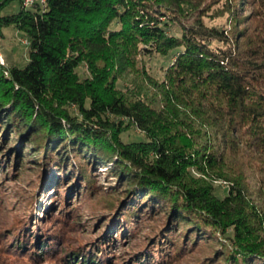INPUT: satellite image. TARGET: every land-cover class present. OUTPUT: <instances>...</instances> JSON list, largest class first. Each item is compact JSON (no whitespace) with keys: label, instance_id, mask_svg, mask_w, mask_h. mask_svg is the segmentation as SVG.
I'll list each match as a JSON object with an SVG mask.
<instances>
[{"label":"trees","instance_id":"obj_1","mask_svg":"<svg viewBox=\"0 0 264 264\" xmlns=\"http://www.w3.org/2000/svg\"><path fill=\"white\" fill-rule=\"evenodd\" d=\"M217 3L233 14L226 26L205 21ZM241 4L253 10L234 20ZM10 26L24 33L28 61L0 64V178L25 167L16 142L32 149L26 167L42 170L30 196L12 190L24 214L0 233L2 257L161 264L198 240L211 252L196 264H264V0H0V29ZM161 58L158 77L147 68ZM131 129L138 135L123 138ZM99 166L125 200L113 217L83 220L73 208L69 218L66 198L95 187ZM151 219L160 231L140 235ZM69 228L101 231L79 245Z\"/></svg>","mask_w":264,"mask_h":264},{"label":"rangeland","instance_id":"obj_2","mask_svg":"<svg viewBox=\"0 0 264 264\" xmlns=\"http://www.w3.org/2000/svg\"><path fill=\"white\" fill-rule=\"evenodd\" d=\"M211 2H214V0H211ZM19 8L18 2H13L11 5L4 8V13H10L15 12ZM237 9L239 10V15L234 16V20H242L240 18H237L238 16H246L251 10H253L252 5L249 4H241L237 6ZM210 17H205V21L208 24H217L219 26H226L227 23L230 21V17L233 16V14L223 12L220 3L214 4L211 6V10L207 13ZM213 17V18H212ZM211 18L212 20H210ZM238 23V22H237ZM25 40L24 33L13 26L10 27H3L0 29V64L2 66L10 67L12 65H15L17 67H24L25 64L28 61V45L25 44L23 41ZM149 63V60L146 61ZM150 65V68L148 67L147 70H153V73L156 76H160V64L161 62H164V59H153ZM78 71L80 73H87L84 66H81L78 68ZM137 77V76H136ZM128 79H135V74H129L126 76ZM138 78V77H137ZM119 86H123L122 80L118 81ZM135 135H138V132L136 130L131 129L128 132V135L126 133L122 134V137L125 138L126 136L133 137ZM7 145L14 144L13 142V136L11 134L7 135ZM2 138V135H0V139ZM15 147L20 148L21 152L25 155L23 157L24 161L22 163L25 165V167H20L16 163L14 166L11 165L7 167L6 169L9 170L8 173L5 175H2L0 178V233L7 231L10 229V227L15 223L17 218L20 215H23L24 210L23 208L18 209L17 207V201L14 196H16L13 193V189H20V192L22 195H28L30 196L32 193L38 190L39 182H40V176L39 172L42 170L40 168H36L35 164H29L26 167L27 156L29 153L32 152V149L28 146H23L21 142H16L14 144ZM11 158L7 157V161H10ZM84 162V161H83ZM12 163V159L10 161V164ZM107 166H99L95 168L93 171H91V179L94 182L93 187L90 191L87 190V187H81L80 192L77 194L76 199L73 197V194L71 197L66 198L67 199V206L72 209L74 208V212H80L83 215V220H86V218H95L96 216L100 215H106L109 214L111 217H113L116 212L114 213V210L117 209V207L125 200L124 198V189L123 187H118V183L116 181L115 176L112 175L111 169H105ZM20 168V169H19ZM21 170V171H20ZM21 172V178L16 179L15 177L18 176L19 172ZM18 172V173H16ZM70 181V180H69ZM67 181L68 183H70ZM251 183H253L252 179L250 180ZM74 183V182H72ZM217 185L215 189V193L221 197L225 194L226 188L223 183H215ZM111 187L116 188V192H111ZM60 194H63V196L67 195L68 193H64L62 188H60V191H58ZM52 193H55L54 191ZM51 193V194H52ZM81 193V195H80ZM80 196V197H79ZM56 198V196L53 197L52 201ZM118 198V199H117ZM116 200L115 207H107L109 206L110 202L113 200ZM54 204L56 201L53 202ZM45 205H48L50 203L44 202ZM111 206V205H110ZM112 208V209H111ZM52 212L56 213L55 205L52 207ZM104 212V214H103ZM104 215V216H105ZM108 215V216H109ZM33 216H41L38 215V213L34 212ZM107 216V215H106ZM69 218L73 219L75 218V215L73 211L69 214ZM82 219V218H81ZM161 225V227H160ZM152 226H156L157 230L160 231L162 228V221L160 219L155 220H144L137 226V232H139L140 235L142 234H153V228ZM75 228V226H71V228ZM69 228V230L64 234L65 239L70 237H75L77 240L75 242L84 243L89 240H94L97 234L100 233L101 229L97 232L96 230L91 235L83 234L82 232H76L72 231V229ZM75 230V229H73ZM153 231V232H152ZM3 238L0 234V246L2 245ZM137 241V239H136ZM135 240L133 242H136ZM139 242V241H138ZM142 242V241H141ZM78 243V244H79ZM143 244V243H142ZM80 245V244H79ZM122 251L130 249L129 247H133L132 242L130 246L124 248V245L120 246ZM147 248V245H140L139 247L136 246L135 249H141L145 250ZM211 252V246L210 243L207 242H201L196 241L194 244L189 245V249L185 251L182 255H174L172 253L171 257L169 258V261L166 263L161 264H196L199 260L205 259L207 254ZM7 256V252L0 247V264H12L10 258H4L1 256V254ZM215 258H213L214 260ZM210 260V259H209ZM222 259H217L216 261L220 262ZM211 261V260H210ZM209 261V264H215ZM30 264H52V261L46 260L43 263L38 262H32ZM220 264V263H219ZM223 264V263H222Z\"/></svg>","mask_w":264,"mask_h":264},{"label":"built area","instance_id":"obj_3","mask_svg":"<svg viewBox=\"0 0 264 264\" xmlns=\"http://www.w3.org/2000/svg\"><path fill=\"white\" fill-rule=\"evenodd\" d=\"M32 2H33V0H25V1H24V4H25V5H28V4H31Z\"/></svg>","mask_w":264,"mask_h":264},{"label":"bare ground","instance_id":"obj_4","mask_svg":"<svg viewBox=\"0 0 264 264\" xmlns=\"http://www.w3.org/2000/svg\"><path fill=\"white\" fill-rule=\"evenodd\" d=\"M25 1V0H24Z\"/></svg>","mask_w":264,"mask_h":264}]
</instances>
